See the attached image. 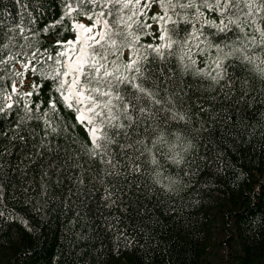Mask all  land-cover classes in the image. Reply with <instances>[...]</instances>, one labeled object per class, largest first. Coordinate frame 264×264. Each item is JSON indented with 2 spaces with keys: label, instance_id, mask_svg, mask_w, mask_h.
<instances>
[{
  "label": "snow or ice",
  "instance_id": "6c2138e0",
  "mask_svg": "<svg viewBox=\"0 0 264 264\" xmlns=\"http://www.w3.org/2000/svg\"><path fill=\"white\" fill-rule=\"evenodd\" d=\"M57 7L50 20L30 12L0 22V158L17 149L23 167L13 170L40 169L38 198L24 196V215L0 210V217L29 232L26 217L40 214L53 198L49 181L58 187L61 177L77 194L86 177L103 185L104 206L119 202L122 212L126 199L180 196L205 167L200 142L212 143L220 95L264 94V0H58ZM243 175L234 173V182ZM4 189L0 183V200ZM114 219L118 240L132 245Z\"/></svg>",
  "mask_w": 264,
  "mask_h": 264
},
{
  "label": "trees",
  "instance_id": "16d2710c",
  "mask_svg": "<svg viewBox=\"0 0 264 264\" xmlns=\"http://www.w3.org/2000/svg\"><path fill=\"white\" fill-rule=\"evenodd\" d=\"M57 5L58 0H0V22L10 25L30 12H44L50 20ZM238 96V89L230 100L221 94L213 104L212 143L200 142L205 167L180 196L126 199L128 210L122 212L119 202L106 208L104 186L92 187L87 177L79 194L64 177L58 187L49 181L53 198L39 215L26 217L33 231L0 217V264H264V94ZM221 152L222 164L215 160ZM17 155L13 149L12 156L0 158L7 173L0 176L5 185L0 210L24 215V196L38 198L40 169L31 166L21 175L13 170L23 167ZM217 165L225 170L217 172ZM240 172L244 175L234 182L233 174ZM116 216L132 245L125 247L115 235Z\"/></svg>",
  "mask_w": 264,
  "mask_h": 264
}]
</instances>
